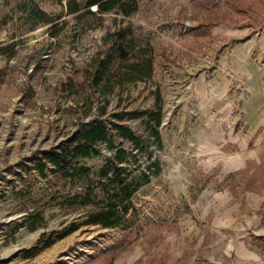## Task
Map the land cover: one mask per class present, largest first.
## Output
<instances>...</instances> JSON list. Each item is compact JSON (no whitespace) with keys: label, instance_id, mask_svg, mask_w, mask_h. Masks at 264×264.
Instances as JSON below:
<instances>
[{"label":"rangeland","instance_id":"1","mask_svg":"<svg viewBox=\"0 0 264 264\" xmlns=\"http://www.w3.org/2000/svg\"><path fill=\"white\" fill-rule=\"evenodd\" d=\"M136 1L128 15L77 19L66 0H0V264H264V204L248 208L241 195L254 178L238 171L219 182L217 167L203 169L192 131L205 120L201 108L213 104L208 92L222 91L225 71L234 74L225 57L240 41L229 29L263 31L264 0ZM36 7L44 18H32ZM126 27L127 51H116ZM148 56L150 77L122 67ZM110 57L107 91L106 75L98 85L94 77ZM141 111L161 113L163 145L153 138L155 152L140 150L115 136L129 152L121 165L140 185L115 226L87 224L104 204L82 205L81 181L53 173L50 163L42 176L36 164L94 118L148 136L154 121L128 116ZM241 114L235 101L227 130L242 124ZM97 150L79 160L92 181L113 153L106 144ZM224 186L239 206L218 220L205 211L207 192Z\"/></svg>","mask_w":264,"mask_h":264},{"label":"trees","instance_id":"2","mask_svg":"<svg viewBox=\"0 0 264 264\" xmlns=\"http://www.w3.org/2000/svg\"><path fill=\"white\" fill-rule=\"evenodd\" d=\"M66 2L67 14H73L77 19L102 16L105 13L115 11L128 15L138 8L136 0H66ZM42 14V11L37 7L30 13L33 19L44 18ZM127 30V27L124 28L123 32L118 35V38L115 40L117 44L116 51H127L128 41L125 34ZM111 58L112 57L101 63L100 70L96 71L94 77L95 85H98L99 79L105 78L104 86L107 91L113 89V87L110 86L111 78L113 77V73L111 69H109ZM121 64H123L122 67L131 70V72L144 73L146 77H150L152 73L153 61L151 56L141 58L130 65L125 62ZM105 75L106 77H104ZM85 103L84 112L87 114L91 110L92 105L90 99H87ZM104 108V106L100 107L99 112L103 113L105 110ZM128 116L131 118L150 117V120L154 121V125L150 128L151 133L142 138L126 125L119 124L115 121L110 122L108 125L104 121L94 118L83 123L75 132L74 136L68 139L59 149H52L46 152L45 157L40 159L36 164V168L42 176H46V168L50 163L53 173L60 174L63 178L69 180L78 179L81 181V183L84 184V191L80 195L82 205L104 204L102 205L103 207L89 216L86 221L87 224H99L103 227L115 226L121 221L122 216L128 212V208L131 204L130 200L140 185V183H135L131 180L129 173H126L127 169L121 165L129 154L125 147H123V141H129L135 145H139L140 150L149 149L151 152H155L153 151V138L159 148L163 145L162 137L159 132V126L162 121L160 112H131L128 113ZM124 117L125 115L123 114L115 115V118L120 120ZM113 131H116V135ZM115 136H118L123 141L117 144ZM101 144H106L107 148L113 151V153L107 157L105 165L100 169L98 173L99 179L97 181H92L89 176L91 168L80 166L79 160L96 154L98 152L97 146ZM152 166L154 165L149 166L147 170L142 172L144 181L150 179L149 172L153 168ZM109 183L114 186V190L111 192L109 190ZM97 188L99 192L103 194L102 199H98ZM121 207L122 209L120 211ZM77 228L78 225H73L69 230L58 235L55 239H49L44 247L49 246L55 240L61 239ZM37 251L38 250H36V252Z\"/></svg>","mask_w":264,"mask_h":264},{"label":"crops","instance_id":"3","mask_svg":"<svg viewBox=\"0 0 264 264\" xmlns=\"http://www.w3.org/2000/svg\"><path fill=\"white\" fill-rule=\"evenodd\" d=\"M227 34H235L240 41L231 45L225 57L234 74L225 71L222 91L208 92L213 104L201 108L199 112L205 120L192 131L198 133L203 169L210 171L217 167L219 182L238 171H247L254 178L255 184L241 195L248 208L258 209L264 204V30L229 29ZM235 101H239L243 122L227 130L224 119L231 116ZM207 193L213 198L205 211L213 210L214 219L230 217L238 209L230 188L224 186Z\"/></svg>","mask_w":264,"mask_h":264}]
</instances>
